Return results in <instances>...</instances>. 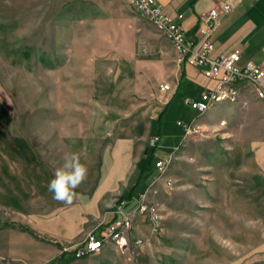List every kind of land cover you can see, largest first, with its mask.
Returning <instances> with one entry per match:
<instances>
[{"label": "rangeland", "instance_id": "1", "mask_svg": "<svg viewBox=\"0 0 264 264\" xmlns=\"http://www.w3.org/2000/svg\"><path fill=\"white\" fill-rule=\"evenodd\" d=\"M185 69L127 0H0V264H57L149 170L153 129L163 156L177 123L195 119L204 136L183 141L165 175L146 174L158 201L141 195L160 208L163 230L134 263L264 264V103L242 85L237 103L199 115L188 102L212 86L205 77L183 80L170 101ZM71 153L88 173L69 205L48 183Z\"/></svg>", "mask_w": 264, "mask_h": 264}, {"label": "built area", "instance_id": "2", "mask_svg": "<svg viewBox=\"0 0 264 264\" xmlns=\"http://www.w3.org/2000/svg\"><path fill=\"white\" fill-rule=\"evenodd\" d=\"M130 1L139 9L142 17L158 22V30L166 35L178 53L179 65L197 68L205 78L215 81L214 87L205 89L200 97L188 102L196 113L203 108L215 106V98L232 101V104L237 103L242 98L241 92H237V85L256 84L259 92L264 95V58L259 62L254 60L242 62L239 50L213 57L216 47L211 37L221 17L232 12L229 4L219 2L212 10L201 13L194 36L188 37L182 26L183 14L175 18L165 15L156 0ZM159 90L167 94L173 91V87L170 84H162ZM177 125L183 130V141L194 135L204 136L199 133V125H193V121H179ZM150 141L151 146L156 148L161 138L154 136ZM172 160L173 155L158 159L155 162L157 173L165 175V170L171 165ZM167 186L171 188L172 183L167 181ZM124 205L125 202L122 201L115 211L121 216L120 219L101 225L97 230L90 232L80 244L74 248H65L64 252L70 253L78 260L90 257L91 252H101L108 245H113L120 253L140 247L144 242L132 239L134 220L137 216L150 220L154 234L163 230L160 208L153 202L143 200V195L140 196L139 204L133 212L125 213Z\"/></svg>", "mask_w": 264, "mask_h": 264}, {"label": "crops", "instance_id": "3", "mask_svg": "<svg viewBox=\"0 0 264 264\" xmlns=\"http://www.w3.org/2000/svg\"><path fill=\"white\" fill-rule=\"evenodd\" d=\"M156 1L161 6L162 11L165 15H169L174 18L177 17L179 14L184 15L182 26L188 37L194 36L195 31L200 22L199 15L201 13H206L212 10L217 6L219 2H225L229 4L232 8V12L229 15L221 17L211 37V40L216 47V51L213 57L219 54H230L236 50H239L241 51L242 62H247L250 60L259 62L264 58V0H156ZM200 77H204V76L201 74L199 69L186 66L185 76L183 79H181V82H179L177 90L173 92L174 94L171 97L170 101L172 100L174 95H176L178 88L181 87L183 80L187 79V81L189 82L192 80H198ZM209 81L212 82L211 87H214L215 81H211V80ZM246 92H244L243 94L241 93L242 97L247 96ZM248 92L251 95H253L252 92L250 91ZM253 92H254V88H253ZM169 105L170 103H168L165 106V108L159 113V115L155 120V124H157V122L162 121V119L159 121V116L164 110H166L167 112ZM223 105H227V103H217L215 108ZM198 117L199 116H197V118ZM195 120H191V121H195ZM152 133L155 136H159L161 138L157 151L153 153L155 156L159 157V159L165 158L169 155H173L180 147V145H182L183 143L184 133L183 130L181 129V136L177 138L175 137L173 140H170V142L163 147L165 150H169L173 147L174 151L164 154L163 156H160L158 150L162 148V140H163L162 128L158 127V129H153ZM154 167L152 171L155 170ZM151 172L148 173L150 174V177L152 174ZM140 173L138 176H136L137 180L140 176ZM147 181L148 180L145 175L142 183L139 184L137 187L135 186L138 181H136L134 185H131L129 188L123 190V192L119 194L120 196L119 199H123V201L125 202L123 208V211L125 213H131L137 208L139 204L140 196L146 190L150 191V195H148L149 200L158 201L157 197L153 193H151L153 192V183L148 184ZM143 198H146L147 200L146 195H143ZM117 203L114 206V210L110 213V215L107 216V218L109 217V221L106 222V225L121 218L120 215H117L115 213L116 208L118 206ZM154 237L155 234L153 233L150 220L147 217L137 216L134 220V230H133L132 239L142 240L144 242L143 243L144 245L152 242ZM142 246L134 248L132 250H128L125 253H122L123 255H126V260L124 263L120 262L119 255H121V253H119L114 248L113 245H108L106 248H104V250H102L96 255L101 254L105 258L110 259L111 260L109 262L110 264H135L134 263L135 260L137 259L138 261L141 254L144 253L139 250ZM81 260L82 259H78L75 260L74 262H78Z\"/></svg>", "mask_w": 264, "mask_h": 264}, {"label": "clouds", "instance_id": "4", "mask_svg": "<svg viewBox=\"0 0 264 264\" xmlns=\"http://www.w3.org/2000/svg\"><path fill=\"white\" fill-rule=\"evenodd\" d=\"M88 168L81 162L78 153L65 155L63 164L57 167L53 178L48 183V191L53 199L65 204H71L76 198V191L86 179Z\"/></svg>", "mask_w": 264, "mask_h": 264}, {"label": "trees", "instance_id": "5", "mask_svg": "<svg viewBox=\"0 0 264 264\" xmlns=\"http://www.w3.org/2000/svg\"><path fill=\"white\" fill-rule=\"evenodd\" d=\"M184 76H185V70L182 71V74H181V77H182V78H181V79H183ZM164 113H166V110H164V111L161 113V115L159 116V121L162 119V116H163ZM154 157H155V155L153 154L152 158L150 159V164H151V166H150V168H148L149 170L144 169V170L141 171L140 176H139V178H138V182H137V184H136L135 187H137V186L139 185V182L143 181L144 176H145L146 174H148V173H150V172L152 171V169H153V168H152V163L154 162ZM147 171H148V172H147ZM122 201H123V199H119V201H118L117 204L119 205ZM17 228L21 229L23 232H27V233H29L30 235L35 236L34 232L31 231L29 228H25V227H23V226H22V227L19 226V227H17ZM75 260H76V259L74 258V256H72L70 253L63 252V253L61 254V256L59 257V259L57 260V264H70V263L74 262Z\"/></svg>", "mask_w": 264, "mask_h": 264}, {"label": "bare ground", "instance_id": "6", "mask_svg": "<svg viewBox=\"0 0 264 264\" xmlns=\"http://www.w3.org/2000/svg\"><path fill=\"white\" fill-rule=\"evenodd\" d=\"M127 1H128V3L130 5L134 6L133 3L130 0H127ZM138 11H139V9H138ZM152 23H154L156 25V27L158 28V22L157 21H152ZM248 85H250V86H252L254 88V93H255L256 97L264 103V95L261 92H259L258 85H256V84H248ZM241 90H242V85H237V92H241ZM220 102H226V101H223L222 98H215V104L220 103ZM228 102H232V101H228ZM213 107L203 108V110L198 111V114L199 115H204V114L210 112ZM193 125H194V123H193ZM168 167H169V165H168ZM165 172H166V170H165ZM143 200H146V199L143 198ZM98 253L99 252H91L90 256L96 255Z\"/></svg>", "mask_w": 264, "mask_h": 264}, {"label": "snow or ice", "instance_id": "7", "mask_svg": "<svg viewBox=\"0 0 264 264\" xmlns=\"http://www.w3.org/2000/svg\"><path fill=\"white\" fill-rule=\"evenodd\" d=\"M93 247H95V245Z\"/></svg>", "mask_w": 264, "mask_h": 264}]
</instances>
